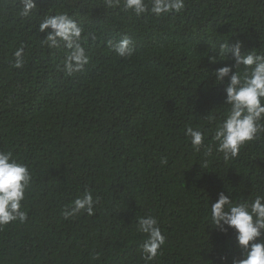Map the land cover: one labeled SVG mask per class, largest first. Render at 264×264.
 <instances>
[{
	"label": "trees",
	"instance_id": "trees-1",
	"mask_svg": "<svg viewBox=\"0 0 264 264\" xmlns=\"http://www.w3.org/2000/svg\"><path fill=\"white\" fill-rule=\"evenodd\" d=\"M35 3L22 17L21 0H0V151L32 175L26 222L0 227V264H231L240 249L232 230L212 227L210 204L221 192L236 202L264 195V131L235 159L216 152L230 77L216 85L213 73L236 71L231 51L220 57L221 44L264 53V0H184L181 12L161 17L136 16L122 0L117 8L105 0ZM58 13L87 37L90 63L70 76L62 70L67 50L50 49L39 31ZM125 36L135 49L128 58L109 47ZM21 46L24 66L16 69ZM188 126L205 133L199 151ZM85 189L98 198L95 214L65 219ZM147 215L166 238L152 261L137 230Z\"/></svg>",
	"mask_w": 264,
	"mask_h": 264
},
{
	"label": "clouds",
	"instance_id": "clouds-1",
	"mask_svg": "<svg viewBox=\"0 0 264 264\" xmlns=\"http://www.w3.org/2000/svg\"><path fill=\"white\" fill-rule=\"evenodd\" d=\"M21 3L22 17L30 16L37 8L35 0H21ZM105 3L109 8L121 6V0H105ZM122 5L123 10L136 16L150 13L156 17L179 13L185 7L184 0H151L150 9L145 0H122ZM39 31L46 33L43 42L50 49L67 50L62 61V70L67 75L84 70L90 63L85 47L82 46V38L87 39L82 35L85 30L75 18L67 13L45 16L40 21ZM109 47L122 58L131 57L135 51L132 39L127 36L119 41H109ZM242 47L240 41L231 49L227 43L221 44L218 49L220 57H228L231 51L236 71L233 72L232 66H225L213 73L216 85L223 84L225 78L230 77L224 89L225 104L230 107L214 134L215 150L223 154L225 161L237 158L241 148L258 139L264 131V53L258 54L253 49L242 54ZM23 53L24 46L15 51L13 68L24 66ZM212 62L217 61L213 58ZM185 135L197 151L204 146L206 136L202 130L188 126ZM212 151L213 147L209 145L206 155L210 156ZM161 164L166 165L167 159L162 158ZM31 181L32 175L27 164L14 158L10 151H0V227L14 221L26 222L28 213L23 209V202ZM230 195L221 192L218 200L211 202L209 222L214 229L225 235L229 230L234 233L241 255L233 256L231 264H264V195L240 202L231 199ZM97 203L98 198H94L92 192L85 189L83 195L66 206L61 214L65 219L82 213L92 216ZM137 230L145 236L141 246L144 259L155 260L166 242L158 219L153 215L139 218ZM221 259L224 264H228V257Z\"/></svg>",
	"mask_w": 264,
	"mask_h": 264
}]
</instances>
